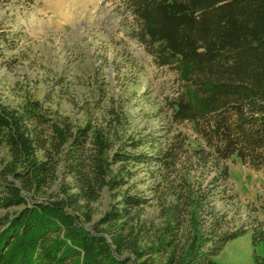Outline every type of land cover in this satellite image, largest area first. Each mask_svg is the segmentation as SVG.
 <instances>
[{"label": "trees", "instance_id": "obj_1", "mask_svg": "<svg viewBox=\"0 0 264 264\" xmlns=\"http://www.w3.org/2000/svg\"><path fill=\"white\" fill-rule=\"evenodd\" d=\"M122 2L129 34L177 74L167 123L136 136L117 109L79 122L31 96L0 102V264H218L247 230L216 201L230 159L264 174V0ZM251 230L264 244L263 220Z\"/></svg>", "mask_w": 264, "mask_h": 264}, {"label": "rangeland", "instance_id": "obj_2", "mask_svg": "<svg viewBox=\"0 0 264 264\" xmlns=\"http://www.w3.org/2000/svg\"><path fill=\"white\" fill-rule=\"evenodd\" d=\"M130 29L122 0H0V102L18 106L31 96L79 122L103 120L117 109L128 114V134L160 130L177 74L156 65ZM5 156L0 149V163ZM227 165L228 196L216 206L226 227L247 230L226 244L217 262L255 264V254L264 256L251 230L257 219L264 222V174L239 159ZM145 174L136 177L137 189L153 196L154 181ZM109 204L105 194L96 206L103 211ZM157 212L150 205L144 216Z\"/></svg>", "mask_w": 264, "mask_h": 264}]
</instances>
